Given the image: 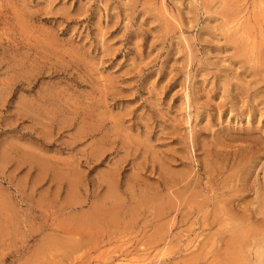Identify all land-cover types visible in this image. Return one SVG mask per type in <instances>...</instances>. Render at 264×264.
I'll use <instances>...</instances> for the list:
<instances>
[{"label":"rangeland","instance_id":"374dc122","mask_svg":"<svg viewBox=\"0 0 264 264\" xmlns=\"http://www.w3.org/2000/svg\"><path fill=\"white\" fill-rule=\"evenodd\" d=\"M0 264H264V0H0Z\"/></svg>","mask_w":264,"mask_h":264},{"label":"bare ground","instance_id":"6f19581e","mask_svg":"<svg viewBox=\"0 0 264 264\" xmlns=\"http://www.w3.org/2000/svg\"><path fill=\"white\" fill-rule=\"evenodd\" d=\"M228 2V1H227ZM236 20V19H235ZM234 25V24H233ZM254 30V29H253ZM241 38V37H240ZM262 52V51H261ZM258 65V64H257ZM259 67V66H258ZM257 69V68H256ZM239 228V227H238ZM236 231V230H235ZM249 236H250V233H249ZM247 233L246 231H238L236 232L234 238H233V246H234V249H235V258H237L238 254H239V251H240V248L246 243L247 241ZM228 244V243H227ZM241 252V251H240ZM231 253V252H230ZM240 256V255H239ZM234 257V256H233ZM239 260V259H238Z\"/></svg>","mask_w":264,"mask_h":264}]
</instances>
